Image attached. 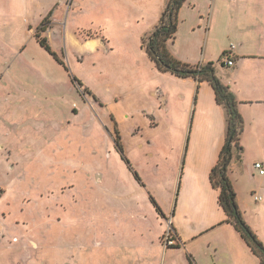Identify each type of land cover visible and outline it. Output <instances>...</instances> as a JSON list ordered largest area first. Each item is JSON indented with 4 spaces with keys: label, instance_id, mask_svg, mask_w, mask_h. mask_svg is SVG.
Instances as JSON below:
<instances>
[{
    "label": "rangeland",
    "instance_id": "obj_1",
    "mask_svg": "<svg viewBox=\"0 0 264 264\" xmlns=\"http://www.w3.org/2000/svg\"><path fill=\"white\" fill-rule=\"evenodd\" d=\"M62 1L60 5V0H0V264H140L135 255L139 242L125 226L135 221L126 211L136 207L138 199L149 209L148 191L136 195L120 175V162L130 168L115 139L119 118L125 151L133 156L140 137L149 135L150 118L141 116L143 109L133 99L134 109H129L135 118L130 121L124 122L112 105L119 80L131 68L123 52L141 43L148 25L143 21L122 29L118 16L107 24V0ZM138 1L137 16L150 21L165 2ZM185 4L176 37L195 42L196 48L202 43L199 60L192 66L212 64L217 77L225 78L237 65L222 66L235 57L233 47L264 55V0ZM45 19L42 27L47 32L40 35L48 39L69 74L53 64L34 37ZM84 33L105 37L113 52L86 54L74 44ZM69 75L83 87L73 84ZM135 129L139 133L133 139ZM259 195L250 196L255 201ZM171 198L167 191L158 198L167 213ZM245 200L254 211L247 213V221L264 244V219L257 215L264 202L255 203L249 195ZM169 221L163 219L166 226ZM150 258L141 264L157 260ZM236 262L243 264L239 258Z\"/></svg>",
    "mask_w": 264,
    "mask_h": 264
},
{
    "label": "crops",
    "instance_id": "obj_2",
    "mask_svg": "<svg viewBox=\"0 0 264 264\" xmlns=\"http://www.w3.org/2000/svg\"><path fill=\"white\" fill-rule=\"evenodd\" d=\"M107 1V24L113 23L116 16L117 24L122 29L135 27L144 21L148 25L144 35L147 37L159 24L169 0L160 6L153 21L137 16L138 0ZM63 2L60 0L59 4ZM111 2L112 6H109ZM185 5L179 13L178 36L184 22ZM195 29L191 32L194 33ZM144 36L141 35V43L127 47V51L123 52L131 68L128 67L125 76L119 80V94L115 96V103L111 104L121 111L124 122L135 118L134 110L131 112L129 109H134L132 99L142 107L141 116L150 118L147 120L149 135L140 137L133 156L125 151L120 121L117 119L120 143L133 172L141 179L140 186L123 162L117 166L118 171L131 183L136 195L148 191L146 203L149 209L142 206V201L138 199L136 207L126 211L135 221L134 225L126 223L125 226L139 242L141 249L135 254L140 260L138 263H148L150 257L155 256L157 260L153 264H191L190 258L194 264H237L238 258L243 260V264H261L235 228L226 223V214L219 205V192L210 181V174L226 144V109L217 104L215 92L208 82L198 83L192 78L183 79L160 72L142 49ZM178 40L179 37H176L174 42L168 43L172 56L183 63L195 65L202 43L196 48L195 42ZM109 43L98 34L94 37L84 34L83 40H74V44L83 48L86 54L93 55L103 51L109 56L113 52ZM235 51L236 67L228 77L218 78L236 97L244 119V131L240 137L243 150L240 152L234 148L228 177L244 219L252 228L246 215L253 210H250L245 198L249 195V200L253 201L250 195L260 193V202H264V175L254 168L255 163L264 165V55L247 54L239 47ZM52 62L57 66L54 58ZM33 65L43 71L39 63ZM103 103L107 108L108 103ZM138 131L135 129L130 137L136 139ZM166 191L172 193L169 213L158 203V198H164ZM151 197L161 213L152 208V202H148ZM254 200L255 203L259 202L256 198ZM128 207L127 201L125 208ZM258 213L264 219L263 206L259 207ZM164 218L170 219L179 248L166 249L161 244L167 227L163 223ZM145 256L149 258L145 259Z\"/></svg>",
    "mask_w": 264,
    "mask_h": 264
},
{
    "label": "trees",
    "instance_id": "obj_3",
    "mask_svg": "<svg viewBox=\"0 0 264 264\" xmlns=\"http://www.w3.org/2000/svg\"><path fill=\"white\" fill-rule=\"evenodd\" d=\"M186 1L187 0L168 1L167 7L155 30L142 39V49L145 50L149 59L155 63L156 68L160 72L170 73L183 79L192 78L198 83L208 82L215 92L217 104L226 109L228 115L226 144L221 151L220 159L217 165L213 168L210 174V181L213 188L219 192V205L226 214V223L235 228L252 253L260 260L261 264H264V244L258 239L251 227L245 221L243 213L237 203L236 192L234 191L233 185L228 177V170L233 159L234 148L240 152L243 150L240 145V137L244 131V119L238 109L239 102L229 88L225 86L217 77L212 64L192 66L187 63H183L174 58L168 48V43L174 42L176 39L179 24V13ZM46 22L47 19L42 21L41 26L34 37L41 48L52 56L54 60L63 66L66 72L69 73L64 62H62L57 54L52 50L47 38L41 37L40 35V32L44 33L47 31L46 27H42L46 24ZM87 36L91 37V35ZM222 66H224L223 63ZM69 77L73 84L77 83L83 87V85L76 78H72L70 75ZM85 92L88 93V89H85ZM117 136L118 137L115 139L116 148L121 154L123 160H125L128 164L130 170L133 172L129 161L125 157L118 132ZM133 175L135 179L141 183L139 175L136 172H133ZM150 200L157 212L161 213L156 201L152 197ZM178 246L174 248H179ZM190 263L194 264L191 258Z\"/></svg>",
    "mask_w": 264,
    "mask_h": 264
},
{
    "label": "built area",
    "instance_id": "obj_4",
    "mask_svg": "<svg viewBox=\"0 0 264 264\" xmlns=\"http://www.w3.org/2000/svg\"><path fill=\"white\" fill-rule=\"evenodd\" d=\"M235 49V47H233ZM236 61L233 58H230L227 62H223L224 67L231 68L234 67ZM254 168L259 171L260 175H264V165L262 163H255ZM261 198L256 197V201H261ZM163 245L166 249L174 248L178 246V240L175 235V231L171 226V221H169V225L166 227L165 234L163 236Z\"/></svg>",
    "mask_w": 264,
    "mask_h": 264
}]
</instances>
